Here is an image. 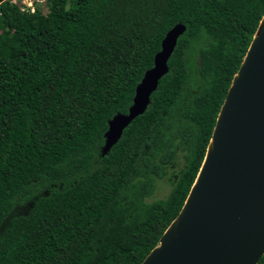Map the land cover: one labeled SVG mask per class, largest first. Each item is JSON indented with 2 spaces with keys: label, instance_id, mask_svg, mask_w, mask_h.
Listing matches in <instances>:
<instances>
[{
  "label": "trees",
  "instance_id": "obj_1",
  "mask_svg": "<svg viewBox=\"0 0 264 264\" xmlns=\"http://www.w3.org/2000/svg\"><path fill=\"white\" fill-rule=\"evenodd\" d=\"M43 1L0 0V264H140L196 176L264 0ZM176 24L166 75L101 156ZM177 149L169 193L145 202Z\"/></svg>",
  "mask_w": 264,
  "mask_h": 264
},
{
  "label": "water",
  "instance_id": "obj_2",
  "mask_svg": "<svg viewBox=\"0 0 264 264\" xmlns=\"http://www.w3.org/2000/svg\"><path fill=\"white\" fill-rule=\"evenodd\" d=\"M184 31L176 24L164 34L126 113L107 121L101 156L146 110ZM263 254L264 14L230 79L187 195L140 264H257Z\"/></svg>",
  "mask_w": 264,
  "mask_h": 264
},
{
  "label": "rangeland",
  "instance_id": "obj_3",
  "mask_svg": "<svg viewBox=\"0 0 264 264\" xmlns=\"http://www.w3.org/2000/svg\"><path fill=\"white\" fill-rule=\"evenodd\" d=\"M6 1V0H5ZM15 2L14 5L17 4H26L28 2H34L33 0H7ZM44 1L40 2L38 4L39 8H42L43 11H45V6H43ZM10 3V2H9ZM12 4V3H10ZM25 7V5H23ZM67 6H69V1L67 3ZM184 152L181 151V149H177L173 160L171 163L163 166L162 172L160 174V177L155 180L152 186V191L149 194L148 197H146L144 200L147 203H150L155 200L163 199L170 191L172 183L176 179L178 173L184 166Z\"/></svg>",
  "mask_w": 264,
  "mask_h": 264
},
{
  "label": "built area",
  "instance_id": "obj_4",
  "mask_svg": "<svg viewBox=\"0 0 264 264\" xmlns=\"http://www.w3.org/2000/svg\"><path fill=\"white\" fill-rule=\"evenodd\" d=\"M34 2H28L26 4H17L18 8L20 9L21 12H27V13H34L35 7L42 2L43 0H33ZM12 4H15L13 1H9ZM25 5V7L23 6Z\"/></svg>",
  "mask_w": 264,
  "mask_h": 264
}]
</instances>
